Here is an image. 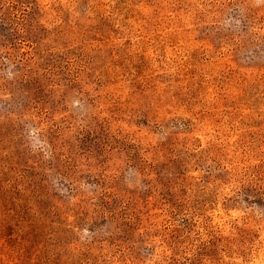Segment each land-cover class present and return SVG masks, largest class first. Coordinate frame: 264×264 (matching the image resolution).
Wrapping results in <instances>:
<instances>
[{"label": "rangeland", "instance_id": "obj_1", "mask_svg": "<svg viewBox=\"0 0 264 264\" xmlns=\"http://www.w3.org/2000/svg\"><path fill=\"white\" fill-rule=\"evenodd\" d=\"M0 264H264V0H0Z\"/></svg>", "mask_w": 264, "mask_h": 264}]
</instances>
